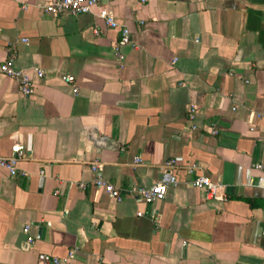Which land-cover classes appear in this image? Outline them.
<instances>
[{"label": "crops", "instance_id": "crops-1", "mask_svg": "<svg viewBox=\"0 0 264 264\" xmlns=\"http://www.w3.org/2000/svg\"><path fill=\"white\" fill-rule=\"evenodd\" d=\"M48 1L0 0V67L13 55L35 84L24 95L0 69V153L25 147L21 172L0 166V264H264V0H100L78 15ZM171 158L163 199L128 193ZM94 161L121 200L96 187ZM202 174L223 199L193 185Z\"/></svg>", "mask_w": 264, "mask_h": 264}, {"label": "built area", "instance_id": "built-area-1", "mask_svg": "<svg viewBox=\"0 0 264 264\" xmlns=\"http://www.w3.org/2000/svg\"><path fill=\"white\" fill-rule=\"evenodd\" d=\"M100 3V0H49L44 5V11L53 15H60L62 13H71L74 15L90 13L94 10V8ZM99 16L102 17L106 24L112 27H115L119 24V21L116 17L109 11L105 9H101L98 12ZM131 38V30L129 27H123L121 39L116 45V55L119 59H124L125 54L122 51L124 45L132 43ZM1 71L5 73L7 76L16 79L19 81L20 90L24 95H30L35 91V84L32 81L30 74L22 68L16 66L14 62L13 55L8 57L0 67ZM33 70L37 73L39 77L44 75V70L40 67H33ZM63 80L73 87L74 92H78L79 87L76 78L71 74L63 75ZM195 113V108L191 107L189 112V118L193 119ZM195 126L192 125V128ZM217 127H212L211 132L217 133ZM24 145L20 143H16L11 147V153L8 155H4L0 153V166L5 167L9 170L11 175H16L19 172L18 162L24 155ZM136 162H141V157L135 158ZM177 166V161L174 158L169 159L164 164V174L162 178L155 183L145 186V185H133L128 189V193L137 197L141 201L145 202H153L156 200L163 199L169 190L170 186H176L179 182L176 174L174 173V168ZM91 169L97 172V177L94 180V183L97 188H101L114 197L117 200H121L123 198L122 190L116 186L114 183L106 180L102 175L99 174L102 163L98 161H94L91 163ZM188 172L192 173L197 168L196 164H191L186 166ZM194 186L199 188H204L206 190V196L208 198L214 199H223L224 195L220 192L221 184L214 182L207 175H199L192 180ZM84 187L85 183H81ZM142 214V212H139ZM30 224H26L24 226V231L27 234V241L29 243L33 242L34 237L30 235ZM73 255L71 251L69 257L60 258L58 256H54L47 253H40L39 259L41 262H45L48 264H68L70 257Z\"/></svg>", "mask_w": 264, "mask_h": 264}]
</instances>
